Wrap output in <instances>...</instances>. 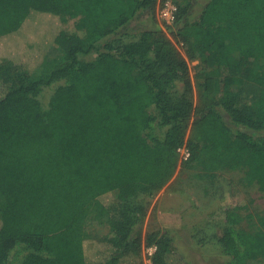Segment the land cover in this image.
Listing matches in <instances>:
<instances>
[{"label":"trees","instance_id":"obj_1","mask_svg":"<svg viewBox=\"0 0 264 264\" xmlns=\"http://www.w3.org/2000/svg\"><path fill=\"white\" fill-rule=\"evenodd\" d=\"M193 1L169 37L158 0H0V264H145L152 247L151 264H188L144 231L179 165L241 170L264 197V0H209L191 21ZM140 19L151 28L132 35ZM52 47L63 59L36 77ZM246 84L255 105L239 102ZM92 220L107 232L91 236ZM242 222L222 221L226 264L264 256V211L254 232Z\"/></svg>","mask_w":264,"mask_h":264},{"label":"rangeland","instance_id":"obj_2","mask_svg":"<svg viewBox=\"0 0 264 264\" xmlns=\"http://www.w3.org/2000/svg\"><path fill=\"white\" fill-rule=\"evenodd\" d=\"M167 1L174 5L186 6L191 0H158L156 13L158 27L169 37L176 30L174 24L164 22L161 9ZM209 0H194L190 7L189 18H199L203 6ZM75 18L66 17L64 28L70 33H79ZM150 29V22L143 19L134 21L130 26L132 35L139 29ZM181 48V45L178 44ZM63 52L52 47L44 65L35 73L40 77L61 61ZM199 60L189 61L190 72L194 77L199 71ZM59 83L46 87L41 97L45 106ZM239 92V102L255 105L260 95V87L246 84L234 87ZM182 157V156H181ZM184 160V159H182ZM4 200L0 195V215L4 208ZM228 211L236 213L248 231H255L250 221L256 220L258 212L264 211V197L255 183H247L241 170L228 166L217 171H206L195 163L190 168L179 165L171 185L158 192L152 199L148 215L144 223V231L160 230L172 238L174 249L185 257L188 264H226L225 256L218 245V237L222 235V221ZM250 215L253 216L249 220ZM107 224L92 220L88 231L91 236L106 233ZM264 236V232L262 234ZM148 249L142 252L145 264H151ZM246 264H264V256L250 259Z\"/></svg>","mask_w":264,"mask_h":264},{"label":"built area","instance_id":"obj_3","mask_svg":"<svg viewBox=\"0 0 264 264\" xmlns=\"http://www.w3.org/2000/svg\"><path fill=\"white\" fill-rule=\"evenodd\" d=\"M178 11L177 5H174L170 1H167L163 8L161 9V16L165 23L172 25L176 19V13ZM179 153L181 158L187 160L190 157V151L186 146L179 148ZM155 248H148V251L152 255Z\"/></svg>","mask_w":264,"mask_h":264}]
</instances>
